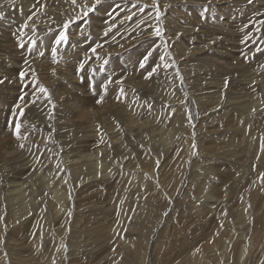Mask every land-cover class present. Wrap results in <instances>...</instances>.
<instances>
[{
    "label": "rangeland",
    "instance_id": "obj_1",
    "mask_svg": "<svg viewBox=\"0 0 264 264\" xmlns=\"http://www.w3.org/2000/svg\"><path fill=\"white\" fill-rule=\"evenodd\" d=\"M212 1L205 11L182 1L101 0L85 18L94 0H0V264H264V0ZM156 4L167 15L157 18ZM66 22L68 41L58 46ZM249 24L256 29L246 32ZM217 30L225 39L204 56L223 37ZM244 36L255 39L247 55L233 56L226 41L236 46ZM119 53H151L153 81L136 97L146 70L120 79ZM64 69L79 96L61 90ZM83 75L88 84H76ZM72 99L96 117L123 104L128 123L84 121L67 107ZM42 158L46 170L15 179L20 163ZM30 179L39 185L12 193Z\"/></svg>",
    "mask_w": 264,
    "mask_h": 264
},
{
    "label": "bare ground",
    "instance_id": "obj_2",
    "mask_svg": "<svg viewBox=\"0 0 264 264\" xmlns=\"http://www.w3.org/2000/svg\"><path fill=\"white\" fill-rule=\"evenodd\" d=\"M169 1H172V2H174V3H177L176 1H178V2H181V3H183V8H186V9H188V10H194V9H199V8H201V9H203L202 8V6H205V9H210V8H212V7H210L213 3H217V1H212V0H210V2H209V0H169ZM202 2V3H201ZM206 4H205V3ZM220 1H218V3H219ZM142 3V2H141ZM199 3H201V4H199ZM223 3H225V2H221L220 4H223ZM116 4H118V3H116V2H113V3H109L108 4V6L110 7L109 9L111 10ZM143 4V3H142ZM144 4H147V1H144ZM169 4H171V3H169ZM126 5H120L119 4V8H123V7H125ZM130 6H131V4H130ZM159 6V5H158ZM164 6H162L161 5V9H159L160 10V12L162 13V12H165L164 10ZM97 12V11H96ZM147 12H151L150 10H147ZM146 12V13H147ZM146 13H145V16H146ZM154 13V12H153ZM163 14V13H162ZM118 15V13H117V11H114V12H112L111 14H109L108 16L109 17H111V19H109L108 20V22H112L115 18H116V16ZM150 15V14H149ZM164 15H167V11L164 13ZM165 17H167V16H165ZM86 18V17H85ZM145 18V17H144ZM150 18V17H149ZM148 18V19H149ZM164 19V18H163ZM163 23V22H162ZM252 24H254V23H252ZM145 25V24H144ZM257 25V24H256ZM113 28V25H110V29H112ZM148 29V27L146 28L145 26L142 28V31H146ZM252 29H256V26H254L253 28H252V25L251 24H249L248 26H247V31L246 32H250V30H252ZM152 31H155V26H154V28H153V30ZM134 32V31H133ZM133 32L131 33L132 35H133ZM264 33V31H262V34ZM145 34V33H144ZM115 36L114 37H116V38H118V37H120V34L117 32H115V34H114ZM215 35L216 36H223V37H219L217 40L218 41H213V43H209L208 42V47H210V49H206L204 52H202L203 54H205L204 56H206V55H210V56H212L213 55V53H214V49H216V45L219 43V42H221V41H219L221 38L223 39H225V35H226V33H224V32H222V31H220V30H217V32H215ZM259 36V35H258ZM213 38H215L214 36H212ZM246 37L247 36H244V37H242V38H240V39H238V40H235V41H239L238 42V44L236 45V46H234V45H231V44H229V42L230 41H226V42H228V44H226V45H228L229 46V48H230V51H229V53L230 54H232L233 56H238L239 54H242L241 56H239V57H242L243 56V58L247 55V50H248V46H250V42H252V41H254L255 39H252L250 42H248V40L249 39H247L246 40ZM262 37V35H260L259 36V38L258 39H260ZM137 37H133L132 39H131V43L133 42V41H135V39H136ZM148 38H152V36L150 35ZM148 38H147V40H148ZM250 38V37H249ZM96 38H94V40H95ZM162 40V39H161ZM213 40H215V39H213ZM240 40H242L243 41V43L242 44H240ZM193 41H199V38L198 39H194ZM209 41V40H208ZM241 41V42H242ZM162 42V41H161ZM214 44V46L212 47V46H210V45H213ZM252 46V45H251ZM208 47H206V48H208ZM104 48V45L102 44L101 45V47L98 49V50H102ZM250 48V47H249ZM231 49H235V51L233 52V50H231ZM108 50L110 51V52H114V51H116L117 50V48H115V44H111V45H109L108 46ZM149 53H146L143 57H141V59H137V60H129V58L131 57V54L129 55V54H125V55H123V54H121V53H119V56H121V58L118 60V63H117V66H116V70L118 71V73H119V78L120 79H124L125 78V75H128L130 72H131V70L132 69H139L140 68V64L141 63H144V67H143V69H142V71H141V73L144 71V70H146L145 72H144V77L142 78V80L137 84V86H135L134 87V90H133V92H132V95L134 96V93H136V94H138V93H140V91H139V89L140 88H147L148 86L147 85H150L151 83H152V81H153V78H154V74H155V72L154 73H152V75L148 78V79H145V77L146 76H148V73L149 72H152V69L153 68H151V67H147V69H146V64L148 63L147 61H145L144 60V57L145 56H149L148 55ZM216 57V56H215ZM180 58V57H179ZM247 60H248V58H246ZM6 61L5 62H7V63H12V64H14L10 59H5ZM86 60V62H88L89 64H91V60L90 59H85ZM148 60V59H147ZM68 63H71L70 62V60H68L67 61ZM147 72V73H146ZM81 73V72H80ZM140 73V74H141ZM80 75V74H79ZM85 76L86 75H83V78H82V82L83 83H80V81H78V76L76 77H74V80H76V84H80L81 86H83V84L84 85H87L88 84V78H87V76H86V81H85ZM100 76H101V81H104L105 80V75L103 74V73H101L100 74ZM190 79V78H189ZM62 83L65 85V86H63V87H61V90L63 89H68L69 90V92H70V94H72L73 96H79L80 95V92H79V90H78V88H77V86H73V85H71V83H70V78H69V75H68V73H67V70L66 69H64V77H63V79H62ZM21 96H23V95H21ZM21 96H20V98H21ZM134 97H136V96H134ZM201 97V96H200ZM99 98V96H96V99H98ZM141 100H143L144 102H145V98H143V97H141L140 98ZM71 101H73L74 103L71 105V106H68L67 104V107L68 108H70L72 111H74L76 114H78V115H80L82 118H86L84 121H86V120H90V122H92V123H99L98 121H106V122H108L109 124L108 125H111V123H121V122H123V123H128L127 121H125V118H124V116H125V114H124V108H123V104L121 105V108H120V112H119V110H117L118 108H115V109H113V110H108V111H110V114L111 115H99L98 117H96V115H95V113L92 111V109H91V107L88 105V104H86V103H82V102H78V101H74L73 99L71 100ZM195 101V100H194ZM197 101H198V99H197ZM56 102H57V100H56ZM199 102V101H198ZM211 103V102H210ZM59 104V102H57V105ZM215 104H216V102H215ZM63 105V104H62ZM65 105V104H64ZM63 105V108L62 109H64V107L66 106H64ZM141 105V104H140ZM220 105H217L216 106V109L219 107ZM87 107H89V109H87ZM141 107H143V106H141ZM55 108V107H54ZM128 108V107H127ZM132 108V107H131ZM24 109V114H23V116H20V113H19V115H18V117H19V119H21V120H26L27 118H29V115H28V113H29V110L27 109L26 110V106L23 108ZM144 110L143 111H145L146 113H149L148 111H147V105L145 106V108H143ZM214 110L213 109V113H218V115H223V112L220 110V111H217V110ZM115 110V111H114ZM133 110V108L131 109V111ZM117 111H118V115H115L116 113H117ZM140 111V109L139 110H137V112H139ZM142 111V110H141ZM145 112H141V115H148V114H146ZM131 113H133V111L131 112ZM90 115V116H89ZM128 115H129V113H128ZM102 116V117H101ZM133 116H135V115H130L129 117V120H132V121H129V123H131V124H136V125H140V123H141V120H142V118L140 117V115H138V117H137V115H136V117H135V120H133ZM111 117H113V119L111 118ZM132 117V118H131ZM148 122H150L151 123V121H147L146 123H148ZM99 124H101V123H99ZM149 124V123H148ZM42 127H44V126H42ZM44 130V129H43ZM108 130H113V128L111 127V126H109L108 127ZM116 130V129H115ZM118 132V130L114 133V132H112V134L111 135H116V134H118V136H121L119 133H117ZM151 132V131H150ZM149 132V133H150ZM151 137V136H150ZM127 138V137H126ZM150 144V143H149ZM121 145L123 146V142L121 143ZM40 146V145H39ZM42 146H43V150H44V144H42ZM48 148H49V146H48ZM104 148H108V146H104ZM94 152H96V151H94ZM45 156H47L46 154H45ZM92 155L89 153V154H86V155H79L78 156V158L77 159H75L74 160V162H80V160H82V159H88L89 157H91ZM96 160H98V159H96ZM43 161H44V158H42V161H41V163L40 164H38V163H36L35 161H32V160H28V161H25L24 163H20L19 165L20 166H24V167H22V168H18L19 170H16V172H15V179H20V180H24L25 178H27V177H29V176H31V174H32V172L33 171H35V174H38V173H40L39 171L40 170H42V171H44V170H46L45 168H44V163H43ZM52 162V161H51ZM30 164V166L28 165V164ZM95 164V163H94ZM98 165L99 164H102V162L101 161H99V163H97ZM10 166L12 167L13 165L10 163ZM18 166V165H17ZM19 166V167H20ZM13 169L15 170V168L13 167ZM49 173V172H48ZM32 178L34 177V175H32L31 176ZM44 180V179H43ZM29 182H35V183H37V185H39V183L38 182H36V180L35 179H30V180H25V181H18L15 185H13V186H11V187H15V188H13L12 189V193H15L14 195H19L20 194V192L23 190V189H26V188H29L28 187V184H29ZM10 186H9V190H8V192L10 193L11 192V190H10V188H11ZM52 190V193H53V190H54V187H52L51 188ZM58 190H56V196H58V197H56V198H58V200H60L61 201V195L59 194V191L57 192ZM50 208V207H49ZM54 208L55 207H53V208H51V210H54ZM224 209H226V210H228L229 211V213H232V211H235V207H233V206H231V207H227V208H224ZM224 209H223V211H224ZM58 211L59 212H61L62 211V209H58ZM222 211V212H223ZM221 212V213H222ZM124 213V215H126V214H128V211H127V213L125 214V212H123ZM220 212H219V214H221ZM248 213V212H247ZM218 240V239H217ZM120 242H123V241H120ZM219 242V241H218ZM211 247H213V245L211 246ZM242 255V254H241Z\"/></svg>",
    "mask_w": 264,
    "mask_h": 264
},
{
    "label": "snow or ice",
    "instance_id": "obj_3",
    "mask_svg": "<svg viewBox=\"0 0 264 264\" xmlns=\"http://www.w3.org/2000/svg\"><path fill=\"white\" fill-rule=\"evenodd\" d=\"M209 2H210V0H209ZM249 2H251V0H249ZM72 3H73V4H76V0H72ZM100 3H101V0H94V2L92 3V5H91L90 7H89L87 4H85V5H84V9H85V10L83 11V16H84V17H87L88 14H89V12L95 11L97 5H99ZM155 6H156V15H157V18H159L160 15H161V12H160V10H159V6H158V4H156ZM141 11H143V9H141ZM205 11H208V9H205ZM0 18H2V17H0ZM129 19H131V17H129ZM262 23H264V21H262ZM25 26H26V25H25ZM63 27H64L65 31H62V32L59 34L58 38L55 40V43H56V45H58V46H59L60 44H62V43H65V44H66L67 41H68V34H67L66 30L68 29L69 24L66 22V23L64 24ZM105 35H107V32H105ZM155 35H156V36H161V31H160V29H157V30H156ZM20 47L23 48V47H24V44L21 43V44H20ZM97 47H101V45H97ZM91 51H92V53H93L94 55L96 54V48H92ZM40 55L42 56L43 53H40ZM52 55H53V58H55V55H56V49H55V48L52 49ZM148 55H151V53H149ZM97 59H100V57L97 56ZM147 59H148V56H145V57H144V60L147 61ZM85 62H86V61H85ZM24 63L27 64L28 61L25 60ZM107 63H108V61H107V60H104V64L106 65ZM144 66H145L144 63H141V64H140V67H141V68H143ZM83 67H84V64L81 63L80 68L83 69ZM155 71H156V69L153 68V69H152V72H149V73H148V76H146L145 79H148V78L152 75V73H154ZM33 74H34V73H33ZM25 75H26V73H25L24 70H22V71L19 73V76H20L21 82L24 81ZM2 83H4V81H3V80H0V84H2ZM39 92L42 93L45 97L48 96V90H47L46 88H44L43 86H40V87H39ZM121 94L123 95V89H121ZM21 99H23V96H21ZM33 103H35V101H33ZM23 114H24V109H23V108H20V116H23ZM14 115H15V113H14ZM20 127H21V125H20V123H19V120H17V122H16V124H15V129H16V133H17V137H18V138H19ZM20 147L23 148L24 145L21 144ZM262 178H264V177H262Z\"/></svg>",
    "mask_w": 264,
    "mask_h": 264
}]
</instances>
